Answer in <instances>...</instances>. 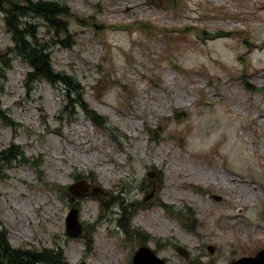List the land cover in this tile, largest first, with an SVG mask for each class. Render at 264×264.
I'll return each instance as SVG.
<instances>
[{
	"label": "rangeland",
	"instance_id": "374dc122",
	"mask_svg": "<svg viewBox=\"0 0 264 264\" xmlns=\"http://www.w3.org/2000/svg\"><path fill=\"white\" fill-rule=\"evenodd\" d=\"M55 1L86 19L68 17L70 46L52 47L53 66L78 79L84 102L47 80L25 90L30 67L7 49L0 9L8 117L0 115V149L15 142L39 162L3 165L8 242L62 249L72 264H133L145 243L138 227L170 264L256 254L264 247V0ZM147 124L164 130L160 142ZM122 201L133 230L119 224ZM73 206L84 225L77 237L66 231Z\"/></svg>",
	"mask_w": 264,
	"mask_h": 264
},
{
	"label": "trees",
	"instance_id": "16d2710c",
	"mask_svg": "<svg viewBox=\"0 0 264 264\" xmlns=\"http://www.w3.org/2000/svg\"><path fill=\"white\" fill-rule=\"evenodd\" d=\"M0 9L4 11V20L7 32L13 40V45L7 49L14 51L30 67L25 76L24 86L27 92L35 88L38 81L47 80L55 88H59L70 101H83V88L81 83L72 74L57 70L52 62V47L55 44L70 46L71 33L68 29L69 18L75 17L84 23L85 17L74 13L67 4L55 0H0ZM40 20L46 28V32L40 31ZM228 34L226 31L216 32L215 36ZM262 44H260L261 46ZM257 45H254L255 47ZM263 89V88H259ZM92 121L98 125H104L106 120L93 109H88ZM3 118L8 119L5 113L0 111ZM185 113H177L178 117H184ZM10 123L12 121L9 119ZM13 124V123H12ZM145 131L151 141L160 142L164 131L156 126L147 124ZM27 162L38 167L36 160L33 162L25 154L21 145L12 142L9 146L0 149V177L3 176V165H11L13 162ZM64 187V186H63ZM120 205L119 224L127 231L133 230V209L131 204L122 201ZM192 227V224H188ZM137 232L143 233L145 242L151 237L142 228L136 227ZM8 231L0 219V264H72L67 261L62 249L55 247L25 248L13 247L8 242Z\"/></svg>",
	"mask_w": 264,
	"mask_h": 264
},
{
	"label": "water",
	"instance_id": "95a60500",
	"mask_svg": "<svg viewBox=\"0 0 264 264\" xmlns=\"http://www.w3.org/2000/svg\"><path fill=\"white\" fill-rule=\"evenodd\" d=\"M150 176H153V172L149 171ZM79 184L73 183L69 187L75 194H79ZM221 199L220 196H216ZM66 230L71 236H79L82 233L83 225L79 219V209L75 206L71 207L66 216ZM210 250L213 251V246H209ZM175 249L185 257H189V250L182 244L178 243L175 245ZM134 264H167L165 258L158 255L154 249L148 244L140 245L134 255ZM84 264V263H81ZM214 264V263H209ZM225 264H264V247L259 249L255 255H243L233 261Z\"/></svg>",
	"mask_w": 264,
	"mask_h": 264
},
{
	"label": "bare ground",
	"instance_id": "6f19581e",
	"mask_svg": "<svg viewBox=\"0 0 264 264\" xmlns=\"http://www.w3.org/2000/svg\"><path fill=\"white\" fill-rule=\"evenodd\" d=\"M87 154H88V153H87ZM87 154H86V155H87ZM103 169L105 170V165H104V168H103ZM106 169H107V168H106Z\"/></svg>",
	"mask_w": 264,
	"mask_h": 264
}]
</instances>
